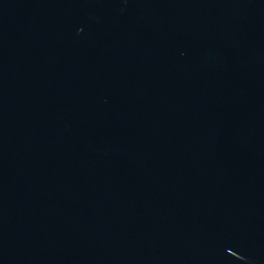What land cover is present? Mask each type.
<instances>
[{"label": "water", "instance_id": "obj_1", "mask_svg": "<svg viewBox=\"0 0 264 264\" xmlns=\"http://www.w3.org/2000/svg\"><path fill=\"white\" fill-rule=\"evenodd\" d=\"M0 264H264V0H0Z\"/></svg>", "mask_w": 264, "mask_h": 264}]
</instances>
